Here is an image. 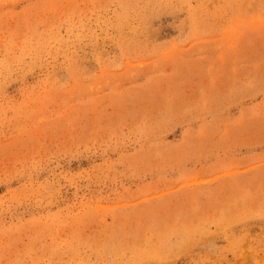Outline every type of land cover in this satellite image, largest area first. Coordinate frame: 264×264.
I'll return each instance as SVG.
<instances>
[{
	"label": "rangeland",
	"instance_id": "374dc122",
	"mask_svg": "<svg viewBox=\"0 0 264 264\" xmlns=\"http://www.w3.org/2000/svg\"><path fill=\"white\" fill-rule=\"evenodd\" d=\"M0 264H264V0H0Z\"/></svg>",
	"mask_w": 264,
	"mask_h": 264
}]
</instances>
